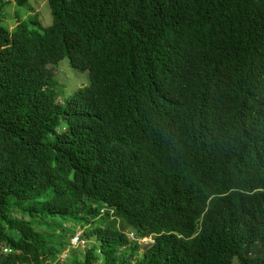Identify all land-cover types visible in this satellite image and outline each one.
I'll list each match as a JSON object with an SVG mask.
<instances>
[{"label": "trees", "instance_id": "trees-1", "mask_svg": "<svg viewBox=\"0 0 264 264\" xmlns=\"http://www.w3.org/2000/svg\"><path fill=\"white\" fill-rule=\"evenodd\" d=\"M9 2L25 0H0V14ZM45 2L46 25L31 10L10 29L0 16V264H130L124 227L93 226L101 207L196 233L163 234L136 264H264V240L249 243L264 217L249 168L264 166V0ZM62 58L87 79L68 94L51 72ZM154 127L181 130L163 171L183 201L137 217L121 185L142 182L132 160ZM214 192L227 193L205 204ZM63 220L96 242L59 262Z\"/></svg>", "mask_w": 264, "mask_h": 264}, {"label": "clouds", "instance_id": "clouds-1", "mask_svg": "<svg viewBox=\"0 0 264 264\" xmlns=\"http://www.w3.org/2000/svg\"><path fill=\"white\" fill-rule=\"evenodd\" d=\"M68 65V64H67ZM85 85V84H84ZM83 86V85H81ZM206 84L203 83L202 91L205 93V104L206 107L210 104L205 88ZM80 87V86H79ZM78 88V87H76ZM109 118L108 114L105 116V120ZM142 124V123H141ZM180 131L169 132L165 129L159 130L154 127L151 134H148L146 139V144L141 150L142 152H137L132 160V164L139 172V176L142 178V182L137 184L135 187L128 189L125 185V182L121 185L124 189L128 190V198L125 203V209L131 214L137 217H151L160 212L166 213L169 211L168 203L170 201L180 200L183 201L181 193L176 189L173 180L172 174L169 177H166L163 171V162L164 160L169 163L172 167L177 153L175 150L178 148L180 143ZM250 170L254 173L257 179L264 180V166H255L249 167ZM118 182H123L121 179L125 177H116ZM125 181V180H124ZM109 187V185H108ZM261 190V189H256ZM255 191V190H254ZM227 192H214L208 196L206 203L211 198H219L224 196ZM26 218V217H25ZM95 220V221H93ZM113 220H115V225L119 226L120 224L124 227L122 232L126 238L123 244L125 247H119L120 250L130 254V264H136V260L140 258L142 252L149 248L151 244L154 243L158 237L163 234H173L171 231L164 232L159 231L155 232L148 229V225L140 219H135L132 223H129L119 217L116 211H113L111 207H101L97 209V214L94 217H91V222L93 226H99L103 230L113 226ZM201 218L198 217L196 226L200 225ZM129 223V224H126ZM58 225L67 226L66 231L68 236L62 237V242H65L66 246L62 249L57 255L56 260L59 262H66L72 260L73 258L79 257L78 252L88 249L89 246L94 243L95 238L91 237L89 232L88 225L79 227L72 222L63 220ZM261 231L260 233L251 240L249 243L250 248L258 249L260 247L261 241L264 240V217L261 220ZM87 229V235L85 231ZM196 233H191L188 237H184L182 234L175 233L178 238L183 240L191 239ZM84 244L87 245V248H82ZM163 244L165 246L175 247L177 246L174 242L169 240H164ZM81 245V246H80ZM122 245V244H121ZM116 247V246H115ZM62 252L60 257L63 255V260L58 259V255ZM66 257L68 259H66ZM65 258V259H64Z\"/></svg>", "mask_w": 264, "mask_h": 264}, {"label": "rangeland", "instance_id": "rangeland-1", "mask_svg": "<svg viewBox=\"0 0 264 264\" xmlns=\"http://www.w3.org/2000/svg\"><path fill=\"white\" fill-rule=\"evenodd\" d=\"M29 10H31V12L33 11L38 13L39 21L42 25H46L49 22L50 19L49 9L46 5L45 0H25V3L22 5H15L14 3L9 2V4H6L3 7V11L1 12L0 16L2 20L7 24L8 29H10L13 26V24H15L16 19L14 17L15 16L14 14L17 13L19 17L23 18L30 13ZM51 72L53 74L54 73L57 74L54 75V78L58 86L57 89L61 91L64 90L67 94L71 92V90H73L74 87H79L81 85H84L87 80L86 77L84 76L85 72L76 71L70 66H68L66 64L65 58H62L54 65H51ZM13 215L19 216L17 212L13 213ZM81 247L87 248V245L84 244ZM61 254L62 252L58 255L59 260H63V258H61L63 257V255L60 257ZM66 259L68 258L66 257Z\"/></svg>", "mask_w": 264, "mask_h": 264}]
</instances>
